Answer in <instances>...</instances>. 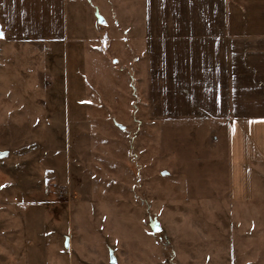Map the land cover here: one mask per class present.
I'll return each mask as SVG.
<instances>
[{"label":"rangeland","instance_id":"rangeland-1","mask_svg":"<svg viewBox=\"0 0 264 264\" xmlns=\"http://www.w3.org/2000/svg\"><path fill=\"white\" fill-rule=\"evenodd\" d=\"M82 2L64 42L0 37V264H264V183L232 200L209 127L150 121L138 0Z\"/></svg>","mask_w":264,"mask_h":264},{"label":"crops","instance_id":"crops-1","mask_svg":"<svg viewBox=\"0 0 264 264\" xmlns=\"http://www.w3.org/2000/svg\"><path fill=\"white\" fill-rule=\"evenodd\" d=\"M80 1L88 5L0 0L2 37L17 46L64 42L70 8ZM137 5L139 15L125 32L138 47L133 56L150 121L209 127L218 143L214 152L226 154L231 199L249 201L256 182L264 183V0H138Z\"/></svg>","mask_w":264,"mask_h":264},{"label":"water","instance_id":"water-1","mask_svg":"<svg viewBox=\"0 0 264 264\" xmlns=\"http://www.w3.org/2000/svg\"><path fill=\"white\" fill-rule=\"evenodd\" d=\"M1 36H3V33H2V31H1V29H0V37ZM3 156V153L2 152H0V157H2ZM111 258H112V261H114V256H111Z\"/></svg>","mask_w":264,"mask_h":264},{"label":"built area","instance_id":"built-area-1","mask_svg":"<svg viewBox=\"0 0 264 264\" xmlns=\"http://www.w3.org/2000/svg\"><path fill=\"white\" fill-rule=\"evenodd\" d=\"M56 188H57V186H56ZM60 193H61L62 195H65V190H64V188H62V189L60 190Z\"/></svg>","mask_w":264,"mask_h":264}]
</instances>
